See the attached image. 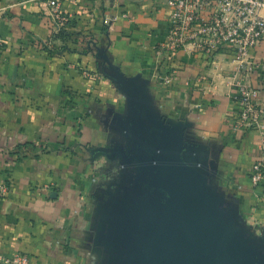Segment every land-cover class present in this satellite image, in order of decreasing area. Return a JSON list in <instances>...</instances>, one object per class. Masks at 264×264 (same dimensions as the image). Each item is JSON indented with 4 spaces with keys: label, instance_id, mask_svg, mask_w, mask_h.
<instances>
[{
    "label": "crops",
    "instance_id": "0c3cea01",
    "mask_svg": "<svg viewBox=\"0 0 264 264\" xmlns=\"http://www.w3.org/2000/svg\"><path fill=\"white\" fill-rule=\"evenodd\" d=\"M40 3L0 0V175L8 186L0 256L130 264L122 228L133 206L148 203L139 132L148 141L175 134L197 193L237 242L264 255V180L253 188L249 178L264 160V133L233 128L230 57H158L164 0H63L62 15L75 23L61 28L66 41ZM251 54L264 63V40ZM244 81L259 88L264 107V72Z\"/></svg>",
    "mask_w": 264,
    "mask_h": 264
},
{
    "label": "built area",
    "instance_id": "2783aa9c",
    "mask_svg": "<svg viewBox=\"0 0 264 264\" xmlns=\"http://www.w3.org/2000/svg\"><path fill=\"white\" fill-rule=\"evenodd\" d=\"M62 1L40 0L41 12L51 21L55 33L65 25ZM164 4L169 10L167 33L156 46V55L171 58L183 52L188 57L213 60L218 54L226 53L233 63L234 99L238 105L233 128L263 134L264 107L260 104V90L246 83L244 77L264 72V63L251 54L264 40V0H164ZM3 51L4 43L0 38V55ZM172 80L173 73L162 77L164 84ZM249 178L253 188L262 185L264 160L252 163ZM7 191V181L0 175V199ZM28 262V257L20 253L0 256L3 264Z\"/></svg>",
    "mask_w": 264,
    "mask_h": 264
},
{
    "label": "water",
    "instance_id": "95a60500",
    "mask_svg": "<svg viewBox=\"0 0 264 264\" xmlns=\"http://www.w3.org/2000/svg\"><path fill=\"white\" fill-rule=\"evenodd\" d=\"M160 135L163 138L148 141L141 132L137 134L138 146L148 148L147 153H138L148 184V203L139 208L133 206L132 217H128L127 225L122 228L123 243L132 250L130 264H264V255L237 242L234 230L217 215L213 205L197 193L194 170L179 154L174 144L175 134L162 132ZM156 190L161 193L159 196ZM167 207L181 217L189 230L184 248H178L176 243L166 246L152 239L158 237L163 227L167 215L162 211ZM133 221L135 225L139 221L137 229ZM132 229L141 240L128 243L123 237Z\"/></svg>",
    "mask_w": 264,
    "mask_h": 264
},
{
    "label": "rangeland",
    "instance_id": "374dc122",
    "mask_svg": "<svg viewBox=\"0 0 264 264\" xmlns=\"http://www.w3.org/2000/svg\"><path fill=\"white\" fill-rule=\"evenodd\" d=\"M167 208V210H164V208L162 211V213L167 215L164 220L163 227L160 229L158 237H153L152 239L159 240V243H165L166 246L168 245V243H176L178 248H184L187 244L186 237L188 236L187 233H189V230L185 227V224L181 217H179L175 212L170 211V207ZM133 222L134 228L137 229V227H139V221L136 225L135 221ZM150 228L151 227L148 226V229ZM135 229H132V231L130 232H125L127 235H124L123 238H126L128 243H134L137 241V239H139V241L141 240V236L136 233L137 231ZM191 249H193V247H191ZM195 250L196 249H194L193 251L196 253Z\"/></svg>",
    "mask_w": 264,
    "mask_h": 264
},
{
    "label": "trees",
    "instance_id": "16d2710c",
    "mask_svg": "<svg viewBox=\"0 0 264 264\" xmlns=\"http://www.w3.org/2000/svg\"><path fill=\"white\" fill-rule=\"evenodd\" d=\"M73 20H69V19H65V24L66 25H70L73 26L75 23H73ZM57 36L59 37L60 40L62 41H66L69 39V37L71 36L70 32H68L65 29H62L61 31H59V33L57 34Z\"/></svg>",
    "mask_w": 264,
    "mask_h": 264
}]
</instances>
